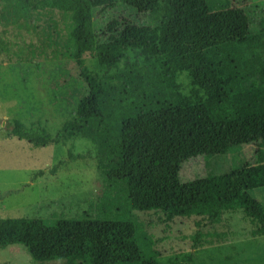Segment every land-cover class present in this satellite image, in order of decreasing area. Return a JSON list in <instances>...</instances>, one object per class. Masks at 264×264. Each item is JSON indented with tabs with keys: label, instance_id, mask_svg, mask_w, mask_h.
Returning a JSON list of instances; mask_svg holds the SVG:
<instances>
[{
	"label": "trees",
	"instance_id": "obj_1",
	"mask_svg": "<svg viewBox=\"0 0 264 264\" xmlns=\"http://www.w3.org/2000/svg\"><path fill=\"white\" fill-rule=\"evenodd\" d=\"M172 1L0 0L2 33L13 28L38 36L54 47L51 57L73 60L79 72L80 100L56 136L19 120L10 122V136L35 148L87 140L95 147L97 169L108 183L131 181L144 191L127 197L124 211L106 212L98 215L101 218L85 213L83 220L53 225L0 218V250L23 245L33 264H159L151 237L141 233L139 225L137 231L130 225L133 211H158L165 223L195 216L214 224L224 212L240 210L257 228L253 235L264 236V206L251 195L264 188V153L261 161L225 174H208L186 184L157 183L159 175L192 159L264 145V67H257L255 56H246L262 43L264 3L244 8L242 32L230 33L229 25L223 26L231 20L229 1L206 0L204 12L169 22ZM119 3L141 14H154L162 7L166 20L136 25L117 17L96 31L94 13L113 11ZM56 12L70 19L65 40L57 32ZM129 51H138L143 63L128 62L119 69ZM86 54L107 71L88 72ZM180 74L190 80L188 94L181 90ZM255 75L262 81L259 85L253 83ZM201 221L197 229L204 226ZM201 235L195 233L193 248ZM193 259L190 252L171 264H191Z\"/></svg>",
	"mask_w": 264,
	"mask_h": 264
},
{
	"label": "rangeland",
	"instance_id": "obj_2",
	"mask_svg": "<svg viewBox=\"0 0 264 264\" xmlns=\"http://www.w3.org/2000/svg\"><path fill=\"white\" fill-rule=\"evenodd\" d=\"M207 1L217 4L225 0ZM226 1L234 6L231 20L223 23V26L229 25L230 33L242 32L244 8L264 3V0ZM205 7L206 0H173L167 20L173 22L202 13ZM93 17L96 31L117 17L136 25H153L166 20L162 7L154 14H141L122 3L113 11L95 12ZM53 18L57 32L65 40L69 17L56 12ZM53 48L48 42L39 41L36 35L13 28L2 33L0 29V218L3 219L42 220L46 225H53L61 220H83L85 213L93 219L101 218L106 212L124 211L127 197L144 192L136 189L131 181L125 185L108 183L97 169L95 147L87 140L75 138L65 145L35 148L10 136L12 120L26 126L40 125L51 136H56L63 123L74 116L80 100L78 68L71 59L51 57ZM246 56H255L259 60L257 67H264V37L261 45ZM128 62L141 64L143 58L138 51H129L118 68L123 69ZM84 67L99 75L107 71L89 54L84 56ZM252 80L256 85L262 82L259 75ZM178 82L181 90L188 94V76L180 74ZM261 153H264L261 144L235 147L220 156L192 159L172 173L159 175L158 182L154 180L161 186L174 181L186 184L208 174H225L245 164H255L263 159ZM54 166L56 172L51 174ZM251 195L264 206V188L251 191ZM132 215L135 221L130 225L136 231L139 225L140 232L151 237L160 254L159 264H171L190 252L194 253L191 264H264V236L253 235L257 228L240 210L224 212L214 224H206L195 216L165 223L158 211H133ZM200 221L204 226L197 229L196 222ZM121 228L127 229L124 223ZM197 231L202 235L193 248ZM3 263L33 264V261L23 245H11L0 250V264Z\"/></svg>",
	"mask_w": 264,
	"mask_h": 264
}]
</instances>
